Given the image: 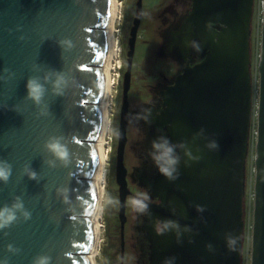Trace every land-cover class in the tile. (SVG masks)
<instances>
[{"label":"water","instance_id":"obj_1","mask_svg":"<svg viewBox=\"0 0 264 264\" xmlns=\"http://www.w3.org/2000/svg\"><path fill=\"white\" fill-rule=\"evenodd\" d=\"M191 1L182 27H195L205 54L162 91L164 106L157 120L166 136L173 142H185L200 158L185 166L186 157L179 150L182 159L177 180L168 182L157 171L143 178V186L158 199L150 205L151 215L143 218L151 235L148 264H161L171 255L177 257L176 264H241L243 166L253 92V0ZM109 6L110 0H0V159L13 169L7 184H0V205L18 196L31 212L29 220L20 219L5 230L6 236L0 234V258H7L8 264H31L39 254L51 256L52 264H90L95 205L92 176L98 161L95 141L101 125L99 100ZM141 14L142 0H136L126 43L115 147L121 252L125 202L130 194L124 165L128 91ZM65 37L74 45L68 52L56 43ZM259 45L250 264H264V0ZM34 66L70 69L79 84L62 97L46 94L48 107L43 116L25 98V81L42 75ZM201 129L203 136H196ZM51 135L63 136L73 154L67 168H49L44 163L50 157L42 144ZM209 139L218 143L216 150L205 148ZM26 164L36 172V179L23 175ZM57 187L69 189L73 211H67L68 206L56 196ZM196 205L204 211L197 213ZM153 218L176 220L190 226L193 233L185 234L177 244L172 233L155 234ZM226 233L236 238L234 251L225 247ZM7 244L19 251L7 252ZM206 244L212 245V251Z\"/></svg>","mask_w":264,"mask_h":264},{"label":"rangeland","instance_id":"obj_2","mask_svg":"<svg viewBox=\"0 0 264 264\" xmlns=\"http://www.w3.org/2000/svg\"><path fill=\"white\" fill-rule=\"evenodd\" d=\"M121 21L118 25L119 42L121 46L120 58L123 62L120 73V80L117 89V94L114 97L113 117L114 128L112 135V150L109 155L110 165L108 172V181L106 188V198L104 202L103 215V242L100 248V253L95 264H119V221L117 217L118 211V186L115 181V147L117 140V125L119 119V107L121 103V80L125 69V52L127 49V38L129 29L132 25L133 15L135 13L136 0H120ZM176 2V0H174ZM172 0H142V14L137 29V37L135 41V49L133 54L132 69H131V84L128 91L129 101V123L127 125L126 135L127 141L124 151V165L128 172V188L137 192L143 191L137 173L143 175L148 171V150L149 141L151 139L150 132L152 131L150 123H145L143 120H137L136 117L141 113L143 103L148 99L147 90L142 89L141 84L150 82L153 74H148L146 70L151 62L159 56L161 49L167 51L165 45L171 38L169 35L170 29L176 28L177 20H169V23H164L172 14L179 13L180 5H174ZM172 17V16H171ZM168 25V26H167ZM260 28H261V7L260 0H253V11L250 23V72L252 81V108L249 125V137L247 144V153L243 166L244 178V195H243V219L244 232L242 237V252L241 264H250L251 251V224L253 210V165L255 154V105L257 91V62L260 51ZM163 39V43H161ZM180 42V37H177ZM173 52L174 49H171ZM159 58V57H158ZM139 109V110H138ZM147 160V161H146ZM132 196H128V264L132 262V255L137 246L136 224L140 218L136 215L133 206L131 205ZM111 199V203L109 200ZM140 236V235H139ZM142 242V241H140ZM126 259V258H125Z\"/></svg>","mask_w":264,"mask_h":264},{"label":"clouds","instance_id":"obj_3","mask_svg":"<svg viewBox=\"0 0 264 264\" xmlns=\"http://www.w3.org/2000/svg\"><path fill=\"white\" fill-rule=\"evenodd\" d=\"M56 43L64 52L70 51L74 46L72 39L68 37L59 39ZM190 46L198 51L196 42H191ZM33 70L42 73V75L31 76L25 81V98L32 102L41 116L47 114L46 94L51 93L54 96L62 97L67 91L79 87L75 77L70 74V69L68 71H57L51 68L43 69L39 66H34ZM4 71L7 72V69ZM149 117L150 109L145 108L136 119L149 123ZM195 135L203 136V129L199 130ZM205 148L210 151L216 150L218 143L214 139H209L205 143ZM42 150L50 157L44 161L49 168H56L58 165L67 168L72 163L73 154L70 152L63 136L51 135L47 137L42 144ZM179 150H183V156L186 157L184 161L185 166H187L188 162L196 161L200 158L197 155H193V152L185 142H173L166 135H157L150 141L148 157L151 159L156 171L168 182H174L179 177V166L182 159ZM12 171V165L7 160L0 159V184H7ZM22 173L28 179H36V172L29 164L24 165ZM55 193L60 201L68 206L66 210L69 212L73 211L69 189L67 187H57ZM109 202H112L111 199ZM130 203L139 216L148 217L151 215L150 205L152 204V196L150 190L138 192L132 196ZM195 210L197 213H202L204 208L203 206L196 205ZM172 211L175 212V209H172ZM30 218L31 212L25 208L23 200L18 196L14 197L10 203L0 205V234L6 236V229L11 228L20 219L27 221ZM152 228L157 236L172 233L177 244L181 243L182 237L185 234L193 233V229L190 226H182L178 221L173 219L153 218ZM224 241L228 251L235 250V237L226 233ZM188 242H192L191 238L188 239ZM205 248L208 251H212L211 244H206ZM5 250L13 254L19 251L12 244H7ZM176 260L177 257L174 255L167 256L163 258L161 264H176ZM0 264H8L7 258H0ZM31 264H52V257L47 254H39L32 258Z\"/></svg>","mask_w":264,"mask_h":264},{"label":"flooded vegetation","instance_id":"obj_4","mask_svg":"<svg viewBox=\"0 0 264 264\" xmlns=\"http://www.w3.org/2000/svg\"><path fill=\"white\" fill-rule=\"evenodd\" d=\"M174 5H180L179 7V13L172 14L169 16V19L163 22L169 23V20H177L176 28L170 29L169 35L170 39L167 42V45L165 47L167 48V51L163 52L161 49V52L159 53V56L155 58V60L150 65L147 66L146 70H148V74H153L152 79L150 80L151 83L146 82L142 83L141 87L144 90H147L148 99L145 103L140 106L141 112L148 108L150 109V117H149V123L152 131L150 132L152 141L157 135H165L164 127L159 128V122L157 120V115L159 113V110L163 108V99H162V91H164L165 87L167 85H170L173 83L174 78L177 74L182 72V70L185 67L192 66L198 61H200L204 54L205 50L203 49V45L201 44L200 40L197 38V33L195 30V27L193 25H189V27H182V21L184 20L185 15L190 11L192 1L191 0H172ZM172 16V17H171ZM168 26V25H167ZM177 37H180V42L177 41ZM196 42L198 45V51L192 48L191 42ZM161 43H163V39H161ZM171 49H174L172 52ZM159 57V58H158ZM139 110V109H138ZM147 161V160H146ZM148 171L144 172L143 175H139L137 173V179L139 180L141 187L144 190H147L143 186V178L146 176H150L154 173H156V169L152 164V161H148ZM127 185H128V172H127ZM138 192H141L140 190H130V194L126 197L125 202V216L126 221L124 223V245H123V251L121 252L120 248V237H119V264H128V233H127V225H128V196H134ZM151 193V192H150ZM152 196V194H151ZM153 202H158V199L154 196H152ZM140 221L136 224V230L139 232L137 233V239L139 240L137 242V246L135 248V252L132 255V262L131 264H148V245H149V238L151 237L149 231L146 229L145 222L143 220L144 217L139 216L136 214ZM140 235V236H139ZM142 241V242H140ZM126 258V259H125Z\"/></svg>","mask_w":264,"mask_h":264},{"label":"bare ground","instance_id":"obj_5","mask_svg":"<svg viewBox=\"0 0 264 264\" xmlns=\"http://www.w3.org/2000/svg\"><path fill=\"white\" fill-rule=\"evenodd\" d=\"M261 4V1H260ZM120 0H110L109 15L105 26L107 39L104 61L102 64L103 73V88L102 96L99 100L101 111V125L99 135L96 139L98 148V161L92 180L95 186V205L91 214V222L93 226V238L88 258L90 264H95L100 253V248L103 242V215L104 202L106 198V188L109 172V155L112 150V135L114 128L113 106L114 97L117 94L116 81L113 71L120 63V42L119 29L121 21ZM111 129V130H110Z\"/></svg>","mask_w":264,"mask_h":264},{"label":"built area","instance_id":"obj_6","mask_svg":"<svg viewBox=\"0 0 264 264\" xmlns=\"http://www.w3.org/2000/svg\"><path fill=\"white\" fill-rule=\"evenodd\" d=\"M260 1H261V4H260L261 15H262V2H263V0H260ZM120 50H121V46H120ZM119 61H120V63L116 66V69L113 71V74L115 76V81H116V89H118L119 80H120V76H121L120 73H121L122 66H123V62H122L121 58L119 59ZM252 198H253V193H252Z\"/></svg>","mask_w":264,"mask_h":264}]
</instances>
